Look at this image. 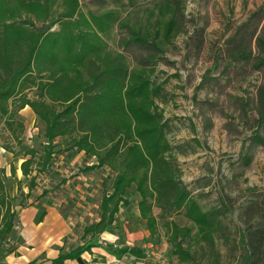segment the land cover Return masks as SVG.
<instances>
[{"label": "trees", "instance_id": "1", "mask_svg": "<svg viewBox=\"0 0 264 264\" xmlns=\"http://www.w3.org/2000/svg\"><path fill=\"white\" fill-rule=\"evenodd\" d=\"M88 4L96 8L84 10L81 0H0V113L13 119L29 106L46 126L47 141L41 151H26L30 157L21 163L22 174L30 176L38 166L50 165L58 137L69 138L72 149L96 158L87 170L106 166L115 174L111 189L103 192L99 219L84 227L85 236H91L51 264L91 251L95 236L113 224L121 206L129 204L125 194L132 185L140 195L139 213L151 236L158 234L161 224L178 262L191 261L193 253L185 243L195 239L192 229L176 217L193 222L198 240L213 248L223 210H205L182 179L167 137L168 122L157 102L164 87L153 78L157 64L166 59L167 47L183 30L186 0H154L149 13L135 20L122 16L123 0ZM117 26L126 29L121 45L143 51L135 64L110 48L107 36ZM204 41L201 32L199 50ZM221 58L228 64H251L253 70L264 67V0L223 39L207 73L219 66ZM204 84L205 77L199 86ZM255 100L254 110L264 123V83L257 87ZM242 103L251 109L248 99L242 97ZM253 140L264 145L259 133ZM5 148L14 153L12 147ZM249 163L250 158L245 161ZM4 172L5 168L0 172V242L15 226ZM11 173L16 176L13 164ZM245 215L246 230L241 234L245 255L239 264H264V198L249 205Z\"/></svg>", "mask_w": 264, "mask_h": 264}, {"label": "rangeland", "instance_id": "2", "mask_svg": "<svg viewBox=\"0 0 264 264\" xmlns=\"http://www.w3.org/2000/svg\"><path fill=\"white\" fill-rule=\"evenodd\" d=\"M89 1L81 0L84 10L96 8ZM262 2L186 0L183 30L167 47L166 59L157 64L153 78L164 87L157 102L168 122L167 137L182 170V179L205 210H223L213 248L206 241L198 240L193 222L176 217L178 223L192 229L195 239L186 241L185 245L191 249L193 259L179 263L171 250L170 264H239L244 258L246 245L241 234L246 230V210L254 201L262 202L264 198V145L253 142L256 133L264 137V123L259 122L254 110L257 87L264 83V67L253 70L251 64H228L221 58L216 69L210 73L207 70L223 39ZM123 3L120 5L122 16L135 20L149 13L154 0L133 3L123 0ZM57 27L55 24L53 29ZM201 32L205 41L199 50L196 43ZM125 35L126 29L117 26L107 41L110 48L123 52L135 64L143 51L135 45H121ZM203 77L205 84L200 87ZM29 95L33 96V91ZM242 97L250 101L251 109L243 106ZM45 128V123L30 107L22 109L13 119L0 113V172L5 168L4 183L11 199L13 185L20 184L16 205L39 201L46 207L60 208L71 223L70 241L73 245L79 244L91 236H85L84 227L99 219L103 192L111 189L115 174L106 166L87 170L96 158L72 149L69 138L58 137L50 165L38 166L30 176H24L20 170L22 161L30 157L26 151L30 148L41 151L47 141ZM6 146L12 147L14 153L7 151ZM248 158L250 163L246 165ZM12 164L15 177L11 173ZM125 197L129 204L121 206L119 212L131 216L140 200L135 185L127 190ZM159 211L155 208L156 214ZM143 222L140 220V227ZM110 229L113 225L106 231ZM161 235L164 228L159 224L158 234L146 240L157 241ZM100 243L105 244L104 240ZM106 244L111 247L109 242ZM127 251L125 247L121 249V253Z\"/></svg>", "mask_w": 264, "mask_h": 264}, {"label": "crops", "instance_id": "3", "mask_svg": "<svg viewBox=\"0 0 264 264\" xmlns=\"http://www.w3.org/2000/svg\"><path fill=\"white\" fill-rule=\"evenodd\" d=\"M17 190L14 184L10 194L15 205V226L7 241L0 242V264H51L61 253H67L84 243L73 245L70 241L71 223L60 208L46 207L39 201L18 206L15 203ZM118 213L112 224L113 229L95 236L98 240L91 251L60 264H170V244L164 235L157 241L146 240L151 234L138 208L131 216ZM140 220L143 227H140ZM101 240L105 244L100 243ZM108 242L111 247L105 246ZM123 247L128 251L121 253Z\"/></svg>", "mask_w": 264, "mask_h": 264}]
</instances>
